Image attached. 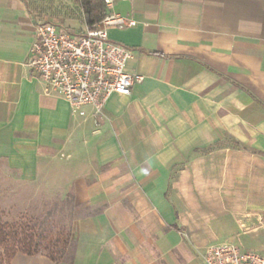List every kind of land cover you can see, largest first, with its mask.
<instances>
[{
  "label": "crops",
  "instance_id": "1",
  "mask_svg": "<svg viewBox=\"0 0 264 264\" xmlns=\"http://www.w3.org/2000/svg\"><path fill=\"white\" fill-rule=\"evenodd\" d=\"M36 1L0 0V167L29 184L44 169L89 211L60 264H204L221 244L264 255V0H113L107 13L135 25L108 38L143 80L98 117L28 68Z\"/></svg>",
  "mask_w": 264,
  "mask_h": 264
},
{
  "label": "built area",
  "instance_id": "2",
  "mask_svg": "<svg viewBox=\"0 0 264 264\" xmlns=\"http://www.w3.org/2000/svg\"><path fill=\"white\" fill-rule=\"evenodd\" d=\"M103 1L107 10L112 7L113 0ZM134 25L132 20L107 13L99 24L78 34L37 21L26 64L47 92L68 103L73 115L84 117V109L91 108L93 117H98L111 96H130L134 84L143 80L142 76L127 72L131 50L108 38L109 29ZM203 262L264 264V255L221 244L210 246Z\"/></svg>",
  "mask_w": 264,
  "mask_h": 264
},
{
  "label": "rangeland",
  "instance_id": "3",
  "mask_svg": "<svg viewBox=\"0 0 264 264\" xmlns=\"http://www.w3.org/2000/svg\"><path fill=\"white\" fill-rule=\"evenodd\" d=\"M35 5L32 7L38 22L54 24L71 33L85 32L79 10L71 0H38ZM40 172L38 182L29 184L15 181L10 172L0 167V221L9 231L18 235L34 233L37 243L51 240L62 249L71 222L89 211L74 206L68 184L60 177L44 174V169Z\"/></svg>",
  "mask_w": 264,
  "mask_h": 264
},
{
  "label": "trees",
  "instance_id": "4",
  "mask_svg": "<svg viewBox=\"0 0 264 264\" xmlns=\"http://www.w3.org/2000/svg\"><path fill=\"white\" fill-rule=\"evenodd\" d=\"M72 3L78 8L82 17L83 23L87 29H92L99 24L107 15V9L103 0H71ZM35 6L36 5H32ZM28 4V9L34 12L33 8ZM34 233H24L20 235L15 231L7 230V227L0 221V264H10L13 257L17 253L23 255H44L54 264H60L62 262H69L71 259V235L68 233L67 238L63 242L62 249L58 246H54L49 241L37 243L33 237ZM69 252V253H68Z\"/></svg>",
  "mask_w": 264,
  "mask_h": 264
}]
</instances>
